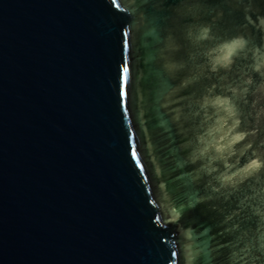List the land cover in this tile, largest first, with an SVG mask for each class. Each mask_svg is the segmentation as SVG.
Here are the masks:
<instances>
[{"label":"water","instance_id":"1","mask_svg":"<svg viewBox=\"0 0 264 264\" xmlns=\"http://www.w3.org/2000/svg\"><path fill=\"white\" fill-rule=\"evenodd\" d=\"M256 48L264 0H0V264H264Z\"/></svg>","mask_w":264,"mask_h":264},{"label":"clouds","instance_id":"2","mask_svg":"<svg viewBox=\"0 0 264 264\" xmlns=\"http://www.w3.org/2000/svg\"><path fill=\"white\" fill-rule=\"evenodd\" d=\"M211 30L207 27L200 29L196 36L197 41H206L211 39ZM248 48V42L240 36L232 37L218 44L216 47L210 50V62L213 70L215 71L219 67H228L233 63L234 58L238 57L241 53L245 52ZM253 56V70L257 73L264 72V60L258 59L264 56V52H261L259 48L252 51ZM221 105L231 106V101L228 97L217 98Z\"/></svg>","mask_w":264,"mask_h":264},{"label":"snow or ice","instance_id":"3","mask_svg":"<svg viewBox=\"0 0 264 264\" xmlns=\"http://www.w3.org/2000/svg\"><path fill=\"white\" fill-rule=\"evenodd\" d=\"M124 71H125V73H126V72L128 71V69H127V68H125V69H124Z\"/></svg>","mask_w":264,"mask_h":264}]
</instances>
